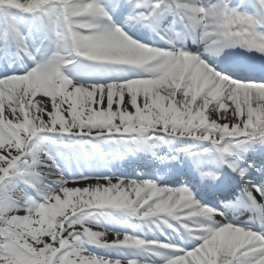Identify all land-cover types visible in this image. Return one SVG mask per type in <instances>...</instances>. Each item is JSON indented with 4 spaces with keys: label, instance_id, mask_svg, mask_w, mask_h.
Masks as SVG:
<instances>
[{
    "label": "snow or ice",
    "instance_id": "snow-or-ice-1",
    "mask_svg": "<svg viewBox=\"0 0 264 264\" xmlns=\"http://www.w3.org/2000/svg\"><path fill=\"white\" fill-rule=\"evenodd\" d=\"M0 264H264V0H0Z\"/></svg>",
    "mask_w": 264,
    "mask_h": 264
}]
</instances>
